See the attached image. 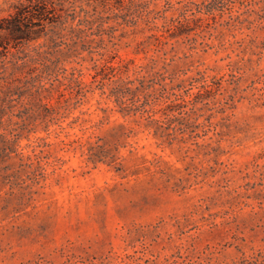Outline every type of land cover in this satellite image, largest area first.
Masks as SVG:
<instances>
[{"label": "rangeland", "instance_id": "374dc122", "mask_svg": "<svg viewBox=\"0 0 264 264\" xmlns=\"http://www.w3.org/2000/svg\"><path fill=\"white\" fill-rule=\"evenodd\" d=\"M77 5L0 82V264H264V0Z\"/></svg>", "mask_w": 264, "mask_h": 264}, {"label": "trees", "instance_id": "16d2710c", "mask_svg": "<svg viewBox=\"0 0 264 264\" xmlns=\"http://www.w3.org/2000/svg\"><path fill=\"white\" fill-rule=\"evenodd\" d=\"M77 1H4L7 4V13L0 17V82H19L15 74L24 69L28 74H33L37 70L39 59L57 66L62 55L79 54L78 50L73 48L77 43H80L81 50L88 54L94 52L93 40H86L84 31L78 28L85 22L87 15L85 13L82 18L83 9L77 5ZM74 21L76 24H73ZM63 31L67 34H63ZM40 38H44V41L38 43ZM34 42L37 43L32 44ZM98 54L103 59L99 64L100 68H114L109 64L110 61L103 58L105 53ZM109 54L114 52L110 50ZM52 56L55 57L54 61L49 58ZM73 60L78 64V59ZM41 66L45 67V70L49 69L46 62H42ZM31 78L40 82L44 79L40 74Z\"/></svg>", "mask_w": 264, "mask_h": 264}]
</instances>
